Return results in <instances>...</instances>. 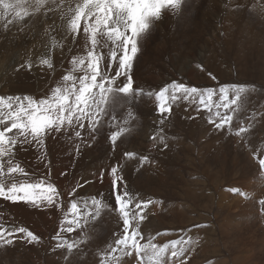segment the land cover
I'll use <instances>...</instances> for the list:
<instances>
[{
  "label": "rangeland",
  "instance_id": "1",
  "mask_svg": "<svg viewBox=\"0 0 264 264\" xmlns=\"http://www.w3.org/2000/svg\"><path fill=\"white\" fill-rule=\"evenodd\" d=\"M237 4L245 7L238 9ZM259 5H264V0H187L179 15L173 9L164 10L134 61L135 83L153 92L173 80L201 88L220 83L254 84L260 91L249 95L247 110L239 118L264 113V12L256 7ZM37 17L25 32L18 30L19 24L9 26L16 29L13 34L5 31V20L0 17V95L43 96L60 80L61 73L70 69L72 55L85 54L76 44L70 45L73 52H68L59 16ZM44 21L50 24L44 27ZM49 56L55 73L39 64ZM26 62L33 64L32 70L21 68ZM209 72L217 77L215 81ZM155 104L154 97H145L117 110L123 126L122 117L131 109L135 130L121 136L115 153L106 138L115 129L107 126L78 158L67 139H49L46 144L53 178L67 188L76 180L83 183L92 166L102 169L119 162L131 190L156 202L145 209L147 220L141 228L146 237L159 232L157 242L166 243L192 236L199 243L189 253L188 264H264V211L259 204L264 199V170L258 166V157L264 154V115L253 121L244 144L234 135L213 131L206 112L201 117L194 106L177 104L163 125L169 146L153 148L151 136L161 127ZM189 114L196 118L189 119ZM125 151L136 155L125 157ZM36 155L29 149L19 152L17 160L31 166ZM142 155L149 158L143 165ZM39 168L46 171L43 165ZM61 172H67L68 177L60 176ZM92 176L89 180L93 182L86 184L80 190L82 197L77 198L89 204L110 193L107 177L101 184ZM233 188L239 192L231 191ZM62 219L59 210L36 209L0 198V224L10 227L16 221V226L27 227L41 237L39 244L17 239L13 245L0 246V264H67L62 257L66 250L51 251L55 243L51 237ZM94 227L87 245L82 246L84 252L69 257L72 264H99L102 249L118 230L117 214L104 210ZM65 235L79 238L75 233Z\"/></svg>",
  "mask_w": 264,
  "mask_h": 264
},
{
  "label": "snow or ice",
  "instance_id": "2",
  "mask_svg": "<svg viewBox=\"0 0 264 264\" xmlns=\"http://www.w3.org/2000/svg\"><path fill=\"white\" fill-rule=\"evenodd\" d=\"M186 4L187 0H0L5 12V31L19 24L18 30L23 32L34 17L49 19L59 14L64 22L68 52L72 53L70 45L76 44L85 53L72 55L70 69L66 74L61 73L60 80L43 96L0 95V198L36 209L61 211L63 219L51 237V241H55L51 251L66 250L62 257L67 264H72L70 256L84 252L82 246L87 245L89 233L96 230L94 223L104 210L117 214L119 227L112 233L111 242L102 249L99 264H188V255L199 241L188 236L187 239L157 242L159 232L146 237L141 228L147 220L145 209L156 202L146 201L131 190L119 162L105 165L98 175L93 173L101 184L107 177L109 196L93 198L90 204L77 199L82 197L80 190L93 181L81 178L83 183L76 180L67 188L58 184L48 160L46 142L49 139H67L78 158L92 147L99 134L106 132L107 126L115 129L106 136L115 153L121 136L135 130L131 109L122 117L123 126L117 110L135 105L145 97L155 98V111L161 126L151 136L153 148L169 146L163 125L173 115L177 104L194 106L201 117L206 112L213 131L234 135L244 144L248 143L253 121L258 115H264L253 112L244 120L239 118L240 113L247 110L249 95L260 91L254 84L220 83L216 87L201 88L173 80L153 92L135 83L134 61L151 29L162 20L164 10L173 9L179 15L182 5ZM236 7L245 6L237 4ZM256 7L264 12V5ZM39 64L50 73L56 71L51 56L41 58ZM24 67L32 70L33 64L26 62L21 65ZM209 75L212 80L217 79L211 72ZM188 118L196 117L189 114ZM29 149L37 152L31 166L17 160L19 152ZM135 155L132 151L124 152L128 158ZM148 161L147 155L140 156L142 165ZM40 165L46 171L41 172ZM258 166L264 170V154L258 157ZM68 175L60 173L65 178ZM231 191L239 192V189ZM259 204L264 211V199ZM66 233H75L79 238L70 239ZM17 239L27 244L41 243V237L27 227L0 224V246L13 245Z\"/></svg>",
  "mask_w": 264,
  "mask_h": 264
},
{
  "label": "bare ground",
  "instance_id": "3",
  "mask_svg": "<svg viewBox=\"0 0 264 264\" xmlns=\"http://www.w3.org/2000/svg\"><path fill=\"white\" fill-rule=\"evenodd\" d=\"M225 3V2H224ZM4 16H5V12H4V9L2 8V6H0V17L1 18H4ZM51 16V15H50ZM57 16H59V14H57ZM39 17V16H38ZM37 17V18H38ZM52 17V16H51ZM56 18V17H55ZM45 19V18H44ZM34 20H35V18H34ZM43 25H44V27H46V26H48V24H50V23H48V22H46V21H44L43 23H42ZM30 26V25H29ZM37 26V25H36ZM11 27V26H10ZM9 27V28H10ZM31 27V26H30ZM34 27V26H33ZM5 28V27H4ZM35 29V28H34ZM37 29V28H36ZM39 29V28H38ZM40 30V29H39ZM14 32H16V29H15V31H14V29L13 30H9V31H7V33L8 34H13ZM25 32V31H24ZM4 34V33H3ZM4 35H6V34H4ZM17 36H19V34L17 35ZM12 37V36H11ZM3 39H5V38H3ZM211 50V49H210ZM217 51V50H216ZM212 52V51H211ZM218 53V52H217ZM216 52H215V54H217ZM209 54V53H208ZM7 55V54H6ZM183 55V54H182ZM211 55V54H210ZM217 56V55H216ZM182 57V56H181ZM158 58V57H157ZM212 59V58H211ZM15 60V59H14ZM190 71V70H189ZM20 75V74H19ZM40 97V96H39ZM178 118V117H177ZM153 127V126H152ZM141 131V130H140ZM174 139V138H173ZM170 143V142H169ZM170 144H172V143H170ZM182 144V143H181ZM187 146V145H186ZM150 147V146H149ZM180 149V148H179ZM151 153V152H150ZM171 153V152H170ZM98 167L96 166V165H94V166H92V168H91V170L89 171V173L87 174V177H86V179H91V178H93V173H95V174H97V173H99V171L101 170V169H97ZM96 178V177H95ZM94 179V178H93ZM80 181V180H79ZM212 182V181H211ZM98 183V182H97ZM261 185V184H260ZM94 195V194H93ZM155 207V206H154ZM155 211V210H154ZM186 211V210H185ZM3 214V213H2ZM10 214V213H9ZM11 215H12V213H11ZM49 215H51V214H49ZM59 217V216H58ZM159 217V216H158ZM6 218V217H5ZM10 218L11 219H13V217H11L10 216ZM56 218V217H55ZM58 220V219H57ZM5 221V220H4ZM13 225H16V221L14 222V223H12ZM55 226V225H54ZM59 226H60V223H59ZM56 228H57V226H56ZM51 230V229H50ZM39 232V231H38ZM54 235V234H53ZM166 241V240H165ZM20 244V243H19ZM21 246V245H20ZM195 250V249H194ZM24 251V250H23ZM27 251V250H26ZM29 253V252H28ZM27 254V253H26ZM30 254V253H29ZM262 254V253H261ZM189 256V255H188ZM197 256V255H196ZM227 258V257H226ZM244 259V258H243ZM247 260V259H246ZM252 262H253V260H252ZM237 263V262H236ZM245 264H247V263H245Z\"/></svg>",
  "mask_w": 264,
  "mask_h": 264
}]
</instances>
